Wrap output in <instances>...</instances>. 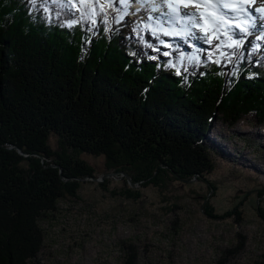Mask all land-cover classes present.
<instances>
[{"label":"trees","instance_id":"16d2710c","mask_svg":"<svg viewBox=\"0 0 264 264\" xmlns=\"http://www.w3.org/2000/svg\"><path fill=\"white\" fill-rule=\"evenodd\" d=\"M127 7L0 0V264L36 258L40 219L78 198L96 173L83 154L163 186V175L194 179L214 169L203 138L218 116L233 125L255 114L264 125V52L254 41L192 54L165 43L174 35L157 25L129 19ZM107 182L100 186L112 192Z\"/></svg>","mask_w":264,"mask_h":264},{"label":"rangeland","instance_id":"374dc122","mask_svg":"<svg viewBox=\"0 0 264 264\" xmlns=\"http://www.w3.org/2000/svg\"><path fill=\"white\" fill-rule=\"evenodd\" d=\"M256 1L264 6V0ZM251 5L255 12L257 5ZM249 29L248 35L237 32L246 35L242 42H255V35L264 33ZM230 30L214 23L202 46L219 48ZM256 44L264 49V36ZM190 45L192 54L203 49ZM258 119L249 114L231 125L218 116L203 138L214 169L184 180L169 173L163 186L127 184V172L107 171L103 156L83 154L98 180L83 179L78 198L61 199L40 219L44 240L29 264H124L125 254L135 264H264V125ZM57 143L53 136V148ZM105 180L112 192L100 186ZM130 186L139 190L138 197L119 193Z\"/></svg>","mask_w":264,"mask_h":264},{"label":"bare ground","instance_id":"6f19581e","mask_svg":"<svg viewBox=\"0 0 264 264\" xmlns=\"http://www.w3.org/2000/svg\"><path fill=\"white\" fill-rule=\"evenodd\" d=\"M145 1L146 3H142L139 1V7H141L145 11H148L150 9V3H153L155 5V8L158 9L153 11V13L155 14L161 12V9L158 8L159 5H162V7L164 8V1H168V4H170L169 0H145ZM135 2H137V0H133V3H129L128 1H126L128 6L134 4ZM253 2H256V0H178L176 2L177 4H179L178 6H176L178 7V11H173V9H170L169 7H167V9L172 10L173 12H178L180 15H185V13L188 14L196 13L195 18H192L191 15H189V17L192 19L191 23L194 24V22H198L200 25L201 24L200 21H202V25L204 26L203 30H206V28H208V23L210 22L211 19H213L215 12H220L223 13V17H228V18L232 17L234 18L235 23H241L240 25L241 28L239 27V29L240 30L247 29V31H242V32H246V35H248L249 28L250 31L259 29L258 27H254L253 24L261 25L260 21L261 22L264 21V6H256L257 10H255L254 12L251 10L252 8L251 4H253ZM185 5H187V7H185ZM222 5H229L230 7L222 8L221 7ZM168 10L165 9L167 15L172 16L173 14L170 13ZM230 10H232L233 12H230ZM131 13H132L131 10L128 11V13H126L129 19H131ZM198 15H200V17H198ZM145 18L147 17L145 16ZM207 32L201 31L199 26H196L195 28L191 27L190 29H185V28L183 30L178 29L174 37L179 39L180 37L183 36L185 40L191 42L190 44L193 43V48L196 49V51H198L199 48H201L203 45V40L205 38L204 35H206ZM246 35L244 34V36ZM251 35L254 34L251 33ZM260 35L263 38L264 33L262 32ZM262 38L258 37L257 38L258 40L256 39L255 43H259L260 39ZM187 41L185 42L183 41L185 45H188ZM260 51H264V49H261L260 47Z\"/></svg>","mask_w":264,"mask_h":264},{"label":"snow or ice","instance_id":"6c2138e0","mask_svg":"<svg viewBox=\"0 0 264 264\" xmlns=\"http://www.w3.org/2000/svg\"><path fill=\"white\" fill-rule=\"evenodd\" d=\"M29 4H31L33 2V0H28ZM168 7L170 9H173V11H178V7L174 6L173 4H168ZM185 7H187V5H185ZM222 8H227V7H230L229 5H222L221 6ZM185 15H191L192 18H195L196 17V13H192V14H188V13H185ZM254 27H258V28H264V25H255L253 24ZM241 31H247V29H241ZM245 47H247V45H245Z\"/></svg>","mask_w":264,"mask_h":264},{"label":"water","instance_id":"95a60500","mask_svg":"<svg viewBox=\"0 0 264 264\" xmlns=\"http://www.w3.org/2000/svg\"><path fill=\"white\" fill-rule=\"evenodd\" d=\"M123 174H124V176H126V179H127V180H128L133 186H134L135 183L132 182L131 177H130L127 173H123ZM108 175H109V174H108ZM91 178L98 180L97 178H95V176H93V177H91Z\"/></svg>","mask_w":264,"mask_h":264}]
</instances>
